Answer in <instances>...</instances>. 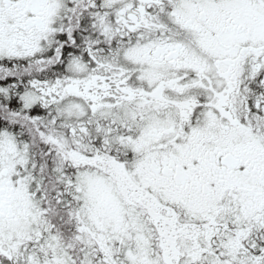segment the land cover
Masks as SVG:
<instances>
[{"label":"snow or ice","instance_id":"1","mask_svg":"<svg viewBox=\"0 0 264 264\" xmlns=\"http://www.w3.org/2000/svg\"><path fill=\"white\" fill-rule=\"evenodd\" d=\"M0 264H264V0H0Z\"/></svg>","mask_w":264,"mask_h":264}]
</instances>
